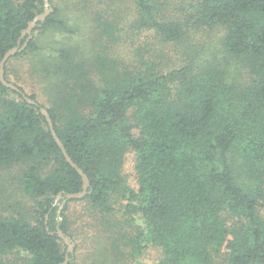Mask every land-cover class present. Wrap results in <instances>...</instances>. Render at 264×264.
I'll list each match as a JSON object with an SVG mask.
<instances>
[{"label": "trees", "instance_id": "trees-1", "mask_svg": "<svg viewBox=\"0 0 264 264\" xmlns=\"http://www.w3.org/2000/svg\"><path fill=\"white\" fill-rule=\"evenodd\" d=\"M49 1L5 64L19 90L0 79V173L21 167L12 184L25 202L0 211V264H72L76 246L58 234L74 242L72 201L100 220L122 207L142 221L135 251L147 241L164 257L131 264H264V0H130L128 24L120 0ZM44 11L45 0H0V62ZM42 107L90 179L60 214L83 178ZM130 152L137 188L124 174Z\"/></svg>", "mask_w": 264, "mask_h": 264}, {"label": "rangeland", "instance_id": "rangeland-1", "mask_svg": "<svg viewBox=\"0 0 264 264\" xmlns=\"http://www.w3.org/2000/svg\"><path fill=\"white\" fill-rule=\"evenodd\" d=\"M100 1L104 5L111 0ZM115 6L127 24L136 16V9L130 0H120ZM213 44L217 43L211 38L204 45L212 46ZM119 50L125 56L130 55L128 50L123 49V47H119ZM225 65L228 66L232 76H236L237 79L240 77L241 74L238 73L234 64L226 63ZM10 77L13 78V76ZM37 97L39 101H46V97L40 93ZM134 165V154L130 152L125 161L124 174L126 175V183L131 188H137ZM20 168L18 166L11 169L10 172L0 173V211L5 214L24 211L25 202L21 203V194L16 192V186L12 184L14 178L11 175L19 172ZM122 209L120 207L117 212L113 213L114 218L107 222V219L104 221L100 220L99 216H91L85 202H70L67 211L69 230L74 238V246H76V259L72 264H108L109 261L117 264H131L137 260L144 263H154L164 257L161 246L147 241L143 243L145 247L140 255L137 253V249L135 251L136 247L134 248V243H132L134 230L138 229L136 228L138 223H143L141 220L138 222L129 221ZM262 213L264 214V208H262ZM123 239L130 241L125 247L122 245ZM117 247H121L124 252L115 251Z\"/></svg>", "mask_w": 264, "mask_h": 264}, {"label": "water", "instance_id": "water-1", "mask_svg": "<svg viewBox=\"0 0 264 264\" xmlns=\"http://www.w3.org/2000/svg\"><path fill=\"white\" fill-rule=\"evenodd\" d=\"M53 11V8L51 7L50 5V1L49 0H45V11L39 15H37L33 20H31L29 22V25L28 27L22 31V35H21V39L23 37H25L26 35H28V37L26 38V40L23 42V44H21V41L19 40L18 44L16 46H14L13 48L9 49L4 57L2 58L1 62H0V79L1 81L8 87H11L13 89H18V87L13 84L12 82L8 81L6 78H5V64L6 62L8 61V59L16 54L17 52H20L22 51L23 49H25L29 43V41L31 40L32 38V32L33 29L36 27L37 23L39 20L43 21L45 20V18ZM30 102L34 103L35 101L34 100H31V99H28ZM41 111L43 112V114L46 116L47 120H48V123H49V126L51 128V131H52V134H53V137L56 139L57 143L59 144V146L61 147L66 159L68 160V162H70L77 170L78 172L81 174L82 178H83V185H82V190L79 191V192H73V193H66L65 194V198L63 199L62 203L60 204V207H59V214L61 213L62 211V208L65 204V202L67 201V199H74V198H83L87 193H88V189L90 187V179L88 177V175L83 171V169L81 167H79L77 165V163H75L71 156L69 155V153L67 152L63 142L61 141V139L59 137H57V132L56 130L54 129V123H53V120L51 118V115L49 114V112L47 111L46 108L42 107L41 108ZM60 198H63V194L62 192L59 193L58 195V198L57 200H59ZM60 220H62V218H60ZM58 234L64 239V241L66 243H68V252H71L73 253L74 252V243L70 240V237L68 235H66V233L61 229L59 228L58 229ZM70 258L68 255H66V258H65V261L62 263V264H68Z\"/></svg>", "mask_w": 264, "mask_h": 264}]
</instances>
